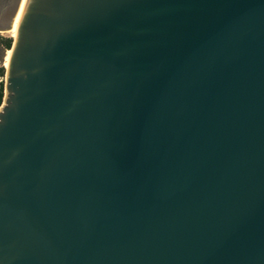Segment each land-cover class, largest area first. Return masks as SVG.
I'll return each mask as SVG.
<instances>
[{"label":"water","instance_id":"obj_1","mask_svg":"<svg viewBox=\"0 0 264 264\" xmlns=\"http://www.w3.org/2000/svg\"><path fill=\"white\" fill-rule=\"evenodd\" d=\"M0 264H264V0H0Z\"/></svg>","mask_w":264,"mask_h":264},{"label":"rangeland","instance_id":"obj_2","mask_svg":"<svg viewBox=\"0 0 264 264\" xmlns=\"http://www.w3.org/2000/svg\"><path fill=\"white\" fill-rule=\"evenodd\" d=\"M15 32L16 30H14L13 32L8 33H2L0 34V40L1 39H10L11 43H12V38H14L15 36ZM9 50V49H8ZM7 49H5L1 44H0V65L3 67L7 66ZM4 81V76L0 78V85L3 84Z\"/></svg>","mask_w":264,"mask_h":264},{"label":"trees","instance_id":"obj_3","mask_svg":"<svg viewBox=\"0 0 264 264\" xmlns=\"http://www.w3.org/2000/svg\"><path fill=\"white\" fill-rule=\"evenodd\" d=\"M0 44L5 48L9 49L11 46V40L10 39H1ZM9 51V50H8ZM5 69L3 66L0 65V78L4 76ZM2 96H3V88L2 85H0V104L2 101Z\"/></svg>","mask_w":264,"mask_h":264},{"label":"bare ground","instance_id":"obj_4","mask_svg":"<svg viewBox=\"0 0 264 264\" xmlns=\"http://www.w3.org/2000/svg\"><path fill=\"white\" fill-rule=\"evenodd\" d=\"M18 21H19V19H17L16 21H14V23H13V27H12L10 30H8V31H6V32H0V34H2V33L5 34V33H7V35H8V33L13 32L14 30H16V27H17ZM9 54H10V51H7V61H8V58H9Z\"/></svg>","mask_w":264,"mask_h":264}]
</instances>
